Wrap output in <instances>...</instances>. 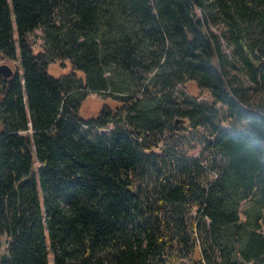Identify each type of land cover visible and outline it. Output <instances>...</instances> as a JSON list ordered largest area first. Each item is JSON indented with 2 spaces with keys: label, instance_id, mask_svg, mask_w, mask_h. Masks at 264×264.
<instances>
[{
  "label": "trees",
  "instance_id": "16d2710c",
  "mask_svg": "<svg viewBox=\"0 0 264 264\" xmlns=\"http://www.w3.org/2000/svg\"><path fill=\"white\" fill-rule=\"evenodd\" d=\"M0 56V264H264V0H0Z\"/></svg>",
  "mask_w": 264,
  "mask_h": 264
},
{
  "label": "rangeland",
  "instance_id": "374dc122",
  "mask_svg": "<svg viewBox=\"0 0 264 264\" xmlns=\"http://www.w3.org/2000/svg\"><path fill=\"white\" fill-rule=\"evenodd\" d=\"M210 27L214 29L215 31H219V28L215 24H211ZM16 33V31H15ZM30 40L35 48V50L42 49L45 44V39H44V33L40 28H36L33 31L30 32L29 34ZM224 42V50L229 54V59L233 61V56H232V45L228 42H226L223 38ZM254 58V55L252 54L251 59ZM57 59L54 62H52L49 65V71L56 75L59 76L61 74L67 73L71 70V62L69 59L63 60ZM237 61V60H236ZM0 62H7L12 66L13 69L16 67H20V62L19 60L16 61H7L3 60L0 56ZM231 72H237L241 77H243L245 80L251 81L247 77L246 71L242 69V64L237 61V67H232L230 68ZM80 74V72H78ZM264 93V90H263ZM177 94L179 97H183L184 94H193V95H198V89L196 85L193 82H187V85H180L177 88ZM199 100H208L212 101V97L207 93L204 92L200 95H198ZM107 103L110 106H115L117 102L112 99L110 96H107L104 92H99V91H91L89 95L83 100V105L81 109V114L84 116H90L97 114L101 107ZM220 105V104H218ZM162 136L158 137L156 136V143L157 145L154 147V149L159 152L162 151L161 149L165 148L166 153L162 151L163 155L167 158L172 152L177 149L175 148H182L179 151L183 152L184 154H187L190 158H199L201 159L205 165L202 166V171H203V177H199L200 179L205 180L206 176H215L217 169L214 168L210 164V169L206 168L207 166V161L205 160L206 155H203L201 152V148L203 146L202 140L204 137L203 129L199 128L196 130H182L178 132L171 133L170 130L165 129ZM209 167V166H207ZM196 211H193V214ZM244 218V215L243 217ZM6 247V242L3 240V243L0 247V252H3ZM49 259L52 261V254H49Z\"/></svg>",
  "mask_w": 264,
  "mask_h": 264
},
{
  "label": "water",
  "instance_id": "95a60500",
  "mask_svg": "<svg viewBox=\"0 0 264 264\" xmlns=\"http://www.w3.org/2000/svg\"><path fill=\"white\" fill-rule=\"evenodd\" d=\"M0 73L5 77L12 76L14 69L7 62H0Z\"/></svg>",
  "mask_w": 264,
  "mask_h": 264
}]
</instances>
